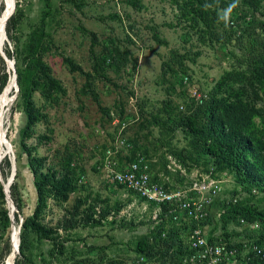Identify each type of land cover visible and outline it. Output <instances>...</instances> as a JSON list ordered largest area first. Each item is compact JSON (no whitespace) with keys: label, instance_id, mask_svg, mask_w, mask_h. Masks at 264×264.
I'll return each mask as SVG.
<instances>
[{"label":"rangeland","instance_id":"374dc122","mask_svg":"<svg viewBox=\"0 0 264 264\" xmlns=\"http://www.w3.org/2000/svg\"><path fill=\"white\" fill-rule=\"evenodd\" d=\"M14 1L15 7L18 2L24 12L15 36L23 46L33 33L38 36L42 32L45 34L43 41L49 49L42 59L64 91L59 94L57 104L52 106L39 93L34 95L36 105L45 107L43 113L47 116V120H41L37 125L35 137L45 135L51 138L37 146V155L48 156L52 160L56 151L61 154L66 149L78 152L79 166L84 171L83 181L79 183L83 187H78L66 203L58 205L48 201L44 223L56 226L67 215V211L73 210L76 200L83 202L80 212L93 206V210L89 211L91 219L81 221L75 229L68 231L67 237L71 239L68 244L83 258L104 253L116 260L123 259L125 264H133L136 255L132 249L136 242L157 226L152 218L154 208H145L144 202L135 195L106 182L101 166L103 152L117 151L120 161L125 163L131 160L134 150L139 153L145 151L153 175L158 178L168 176L172 188L177 190L187 188L197 174H205L201 164L191 160L184 164L172 155V151L183 153L184 150H190V145L181 133L176 132L171 143L166 146L165 141L170 139L169 131H162L161 127L155 125L153 117L168 102L172 105V111L174 109L176 112L185 110V102L194 101L195 106L200 104V100L206 98L220 78L235 69L237 60L227 52L234 51L239 43L245 45L257 39L260 30L258 27L253 28L250 23L258 22L259 15L250 12L246 18V22L250 23L246 25V22H241L242 28L248 31L239 40L233 38L227 51H223L218 47L202 46L197 36L186 35L188 29L177 25L171 0ZM260 1L264 7V0ZM1 5L4 7L0 12L3 21L5 12L9 14L13 7L9 0H0ZM231 7L239 16L250 11L240 0L231 3ZM5 48L10 52L14 50L7 34L0 53H5ZM113 48L137 60L135 72H132L130 64L119 71L114 69L115 66L102 65L101 61ZM66 57L80 70L71 71V65L64 61ZM1 60L0 55V72ZM174 72L183 80V86L176 87ZM11 80L9 78L7 86ZM243 86L233 84L236 90L243 89ZM194 90L200 94V99L194 96ZM3 93H0V98ZM17 93L18 86H15L9 95L11 101L6 109L7 120L4 125L5 144L7 140L11 153H7L5 148L1 150L0 164L5 157L12 160L14 156V180L19 186L23 203L22 211L19 212L20 224L32 214L37 196L26 156L19 145V130L23 126L24 116L20 108L16 107ZM254 105L264 109L258 97H255ZM100 106L109 110L111 119L100 112ZM254 120L260 127L259 118ZM35 137L28 141L30 145L37 144ZM0 174L6 184L12 169L6 181L1 171ZM217 177L222 181V192L218 198L231 199L233 190L238 188L233 176L221 172ZM254 196L243 191L238 198L257 204L260 200L259 205L263 206V194ZM5 208L10 215L7 204ZM102 208L110 210L105 218L98 215ZM213 215L210 223H215ZM81 217L84 214L78 215V219ZM207 229L210 231L211 226ZM242 229L233 224L228 228L229 232H235L236 235ZM59 234L66 236L62 230ZM14 235L11 223L6 231L0 227V237H3L0 240V264H11V257H14V264L18 256L14 251ZM11 239V252L4 256V244L7 240L11 242ZM33 244L35 253L43 248L36 241Z\"/></svg>","mask_w":264,"mask_h":264},{"label":"trees","instance_id":"16d2710c","mask_svg":"<svg viewBox=\"0 0 264 264\" xmlns=\"http://www.w3.org/2000/svg\"><path fill=\"white\" fill-rule=\"evenodd\" d=\"M244 7L250 11L243 12L240 16L231 7L235 0H171L176 11L177 25L188 29L186 35L197 36L202 46L212 48L218 47L227 51L232 44L233 38L239 40L248 29H243L242 24L246 22L249 13H257L259 21L246 22L258 27L260 32L257 39L249 44L239 43L234 51L227 52L237 60L232 72H226L215 86L208 92L206 98L196 106L185 102V110L182 112L172 111L171 103L163 105L156 116L153 117L154 124L161 127L162 131L168 129L170 139L165 141L166 146L171 143L176 132L181 133L189 143L190 150H184L174 154L182 163L191 160L201 164L204 173L212 175L226 172L231 174L237 185L233 190L231 199H217L214 207L219 211L218 221L208 236L210 242L216 240L214 234L221 231V238L230 246L239 250L241 245L238 239L243 237L251 243L258 245L264 252V204L260 207L257 203L245 200L241 201L238 195L243 191L254 196L263 194L261 198L264 203V109L256 108L255 97L259 98L264 107V7L260 0H240ZM4 10L1 5L0 12ZM46 15V14H45ZM24 17V12L16 3L15 10L6 22L5 31L8 39L14 46L13 52L5 48V54L10 60H14L18 93L16 107L20 108L24 122L19 130V145L27 159V167L32 176V182L37 195L36 206L31 215L24 218L20 226L19 254L14 264H125L124 260H116L104 253L95 257L83 258L77 254V250L69 245L68 231L75 229L81 221L91 219L89 211L93 206L82 210V201L76 200L73 210L67 211V215L56 225L50 226L44 223L47 213L48 201L61 205L66 203L78 187H83L81 178L83 169L79 166L80 154L66 149L62 154L56 151L52 160L48 156H38L36 149L42 141L51 140L48 136L39 135L35 137L36 127L41 120H47L43 113L45 107H38L34 100L35 93L48 102L51 106L57 104L59 94L64 93L60 83L52 76L51 70L43 62V54L49 47L43 41V32L38 36L33 33L30 39L21 46L19 38L15 33ZM45 24V18L43 20ZM22 57V58H21ZM64 61L71 65V71L80 70L69 58ZM0 93L4 92L5 86L10 78L6 72V66L1 60ZM103 66H115V70L126 68L131 65L132 72L137 68V60L131 59L129 54L121 52L117 48L107 52L101 61ZM186 72V71H185ZM176 87L183 86V80L174 72ZM89 77V76H88ZM233 84H243V89H235ZM1 95V94H0ZM100 112L109 117L110 112L100 106ZM255 118H259L260 127L256 125ZM164 120V121H163ZM49 132L51 130L48 129ZM37 140L36 145H30L29 140ZM137 145V142H134ZM134 150L131 160L121 162L119 153L116 154L118 170L127 164L137 160L139 157L149 165L153 182H162L166 189L174 190L168 176L155 177L146 156L147 153ZM171 151V150H170ZM171 155V154H169ZM171 155V156H172ZM106 151L103 152L102 168L105 162ZM173 157V156H172ZM19 156L16 158L18 159ZM17 161V160H16ZM12 169V161L5 157L0 164V171L4 180ZM168 173V172H167ZM169 175V174H168ZM125 189L123 186L117 185ZM10 197L18 212L14 213L15 226H19V212L22 211L23 203L17 182L14 180L9 188ZM135 195L143 202L135 192L125 189ZM253 190L256 193H253ZM255 197V196H254ZM232 199H236L232 203ZM230 200L228 203H226ZM6 200L3 185L0 184V227L4 231L11 223L9 211L5 208ZM152 208L154 204H150ZM162 212L159 219L155 221L157 226L149 230L143 238L138 240L132 249L136 255L133 264H189L184 262L192 251L186 243L187 231L193 227V223H174L165 219L166 205L161 206ZM84 217L78 219L79 214ZM110 210L102 208L99 212L100 218H105ZM241 220L245 222L242 226ZM210 223L207 219L202 225ZM258 223L257 228L250 225ZM242 227L240 233L229 232V225ZM63 231L62 236L59 231ZM223 231V232H222ZM235 235V237H234ZM240 235V236H239ZM3 237H0L2 240ZM43 245L36 252L33 242ZM11 242L7 240L4 244L3 255L8 256L11 252ZM99 249L100 248H96ZM102 249H104L102 247ZM252 259L250 264H262L260 256L249 254ZM2 257V256H1ZM141 261V262H140Z\"/></svg>","mask_w":264,"mask_h":264},{"label":"built area","instance_id":"2783aa9c","mask_svg":"<svg viewBox=\"0 0 264 264\" xmlns=\"http://www.w3.org/2000/svg\"><path fill=\"white\" fill-rule=\"evenodd\" d=\"M194 96L200 99V94L194 90ZM202 100H200V103ZM117 151H106L105 162L103 166V177L106 182L123 186L125 189L135 192L145 204V208L154 204L152 218L154 221L159 219L162 212L161 206L166 205L167 210L164 214L165 219H170L174 223L180 221L193 223L187 231L186 243L191 255L184 262L189 264H250L252 259L249 254L254 253L264 260L263 249L249 240L240 237L238 243L241 245L239 250L231 247L221 238V231L214 234L216 240H208L209 231L216 225V218L219 217V211L214 209L215 200L219 199L222 192V181L212 175V169L209 173L197 174L185 189H166L162 182H153L150 174L149 165L143 158L127 164L123 169L118 170V161L116 159ZM83 181V177L81 178ZM255 194L256 191L253 190ZM225 198H221L223 200ZM228 200L226 203H228ZM232 203L236 199L231 200ZM215 211V223H206L207 219L212 218V211ZM245 225L243 220L240 221ZM258 223L250 225V228H257ZM264 264V263H262Z\"/></svg>","mask_w":264,"mask_h":264},{"label":"bare ground","instance_id":"6f19581e","mask_svg":"<svg viewBox=\"0 0 264 264\" xmlns=\"http://www.w3.org/2000/svg\"><path fill=\"white\" fill-rule=\"evenodd\" d=\"M10 2V6L11 8L13 7L14 2L12 0H9ZM11 13V11H10ZM10 13H6L4 15L3 21H1L0 19V51H1V45L4 42V39L6 38V34H5V30H4V25L6 22L7 17L10 15ZM2 54V53H1ZM15 88V84L13 79L11 80V82L9 83V85L7 86V88L5 89L3 95L0 98V151L3 150L4 148L6 149V152L8 151L9 147L7 144V140H6V144H5V121L7 120V106L9 105L11 99H10V92ZM9 109V108H8ZM13 212L12 211V207H10V213ZM14 220V217H13ZM14 233H15V238H14V251L17 252L16 247H17V243H18V233H17V227L14 226ZM14 257H11V264L13 262Z\"/></svg>","mask_w":264,"mask_h":264},{"label":"water","instance_id":"95a60500","mask_svg":"<svg viewBox=\"0 0 264 264\" xmlns=\"http://www.w3.org/2000/svg\"><path fill=\"white\" fill-rule=\"evenodd\" d=\"M13 2H14V4H13L12 12L7 17L6 22L10 18V16L13 14V12L15 10V1L13 0ZM6 22H5V25H4V30H5ZM5 34H6V32H5ZM0 55L2 56V59H3L4 63H5V65H6V69H7L8 74H12V76H10V79L11 78L13 79L14 84L17 87L14 62L12 60L8 59V57L6 56V54L3 51H2V54L0 53ZM8 147H9V149H8L7 153H11L10 144L8 145ZM11 161H12V175L10 177V180L5 184L3 182V179H2L1 174H0V182L3 185V191H4V194H5V200H6L7 208L10 209V207H12V211L13 212H11V214L9 215V218H10V221H11V228L14 229L13 217H14V213L16 212V207H15V205H14V203H13L11 197H10V194H9V191H10L9 188H10V185L12 184V182L14 180L15 170H16V163H15L14 156H13ZM21 224H22V222L19 224L18 232H17L18 233V243H17V247H16L17 254H19V243H20L19 233H20ZM11 245H12V239H11Z\"/></svg>","mask_w":264,"mask_h":264},{"label":"crops","instance_id":"0c3cea01","mask_svg":"<svg viewBox=\"0 0 264 264\" xmlns=\"http://www.w3.org/2000/svg\"><path fill=\"white\" fill-rule=\"evenodd\" d=\"M215 213V211H212V215ZM210 232V231H209ZM218 233V232H217ZM209 234V233H208Z\"/></svg>","mask_w":264,"mask_h":264}]
</instances>
